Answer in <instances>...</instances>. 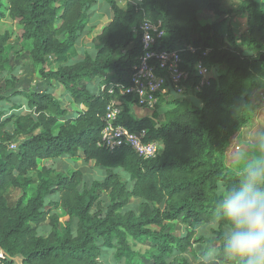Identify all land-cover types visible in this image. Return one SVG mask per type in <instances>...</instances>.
Masks as SVG:
<instances>
[{
  "label": "trees",
  "instance_id": "1",
  "mask_svg": "<svg viewBox=\"0 0 264 264\" xmlns=\"http://www.w3.org/2000/svg\"><path fill=\"white\" fill-rule=\"evenodd\" d=\"M122 1L124 8L105 0L110 21L93 39V53L79 58L77 43L96 0H0V20L20 27L19 36L0 34V76L4 49L17 38L30 43L40 78L62 91L56 97L51 87L23 92L11 84L4 90L14 91L0 98V264L15 257L22 264H108L109 255L112 264H137L139 257L149 264H191L187 256L196 260L194 246L204 244L201 257L214 259L207 264H234L237 257L257 264V247L264 248V185L228 170L225 153L253 120L249 92L264 90V0H241L226 12L222 0ZM206 13L219 19L202 24ZM231 16L244 21L236 36L228 24L222 31ZM143 22L160 24L157 49H197L181 55L187 91L197 84L196 62L210 77L195 98L160 103L151 117L137 119L134 98L119 97L116 87L127 86L141 55L137 28ZM115 96L122 103L119 123L146 130L147 140L162 144L154 159L128 147L97 146L101 118ZM63 98L82 109L70 112ZM194 99L200 106L188 109ZM61 158L92 162L105 177L87 184L77 171L54 175L40 168ZM132 199L138 203L128 208ZM58 210L67 221H59ZM45 221L49 231L39 235ZM135 244L147 251L140 256Z\"/></svg>",
  "mask_w": 264,
  "mask_h": 264
},
{
  "label": "rangeland",
  "instance_id": "2",
  "mask_svg": "<svg viewBox=\"0 0 264 264\" xmlns=\"http://www.w3.org/2000/svg\"><path fill=\"white\" fill-rule=\"evenodd\" d=\"M119 6L124 8L126 3L122 0H117ZM131 3H136L138 0H129ZM241 0H223L221 9L223 11L236 10L240 5ZM109 8L105 0H96L95 7L91 10L89 15V21L82 36L77 43V52L79 58H83L85 53H93V39L99 33L100 29L110 21ZM219 17L212 13H206L201 15L202 24H210L217 21ZM226 24L223 26V34H226L227 24L232 28V33L235 36L244 29V21L238 17H226L224 19ZM8 32L15 33L19 36L20 27L17 22H10L7 19L0 20V34ZM31 46L28 42H21L17 38H12L8 41L3 58L5 60L4 72L0 76V98L9 96L14 90L23 92L27 91H41L43 89H49L56 97L61 94V88L52 87L54 82H50L46 79L40 78L38 74V68L33 65L30 60L29 52ZM50 82V83H49ZM13 84L14 90H4L6 86ZM55 86V85H54ZM251 102L250 108L253 114L252 122L243 128L233 139L230 147L225 153V166L228 170L237 173L242 178H250L254 183L264 185V90H251L250 92ZM62 104L70 112L81 110L82 107H76L71 104L67 98L61 99ZM200 103L198 100H191L187 104L188 109L198 108ZM157 111L156 123L160 125L164 121V110ZM164 110V111H163ZM137 119L151 117L152 112L144 111L138 108L131 109ZM14 148V147H13ZM45 167L50 169L52 174H65L70 171L79 172L84 179V182L90 183L92 180H102L105 177V170L95 167L92 162H84L81 159L61 158L55 161H44L40 163V168ZM33 177L36 173L30 174ZM32 189L29 190V193ZM17 194L11 193V197L15 198ZM138 201L132 199L128 208L136 207ZM59 221H67V217L63 214L62 210L57 211ZM176 231H182L180 225H176ZM39 235H46L48 233L47 221L43 222L38 228ZM210 239L208 240V242ZM134 251L140 256L147 251L144 246L140 244L134 245ZM204 245H195L197 259L195 260L191 256H187L191 264H207L213 262V256L207 255L201 257L200 253L203 251ZM258 263L264 264V248L257 247ZM112 255L108 257V264H112ZM176 261L179 260L178 258ZM137 264H149V262L142 257L136 260ZM172 262V259L169 260ZM234 264H249L244 257H237Z\"/></svg>",
  "mask_w": 264,
  "mask_h": 264
},
{
  "label": "built area",
  "instance_id": "3",
  "mask_svg": "<svg viewBox=\"0 0 264 264\" xmlns=\"http://www.w3.org/2000/svg\"><path fill=\"white\" fill-rule=\"evenodd\" d=\"M137 31L141 55L131 68L127 86L124 89L116 87L119 97L130 96L134 98V107L153 112L160 103H167L185 95L195 98L200 89L208 85L210 73L198 61L192 66V75L197 79V84L188 91L184 86L189 80V71L182 68L185 64L181 55L187 52L195 54L196 48L178 44L172 50L157 49L158 41L164 36L160 24L143 22ZM208 52L209 49H206L203 55ZM108 93L113 96L115 89L111 86ZM119 97L111 99L105 109L97 146L106 151L128 147L144 160L154 159L160 153L162 144L147 140L146 130L132 132L119 123L122 113Z\"/></svg>",
  "mask_w": 264,
  "mask_h": 264
},
{
  "label": "water",
  "instance_id": "4",
  "mask_svg": "<svg viewBox=\"0 0 264 264\" xmlns=\"http://www.w3.org/2000/svg\"><path fill=\"white\" fill-rule=\"evenodd\" d=\"M13 264H22V260L19 257L12 258L10 260Z\"/></svg>",
  "mask_w": 264,
  "mask_h": 264
},
{
  "label": "crops",
  "instance_id": "5",
  "mask_svg": "<svg viewBox=\"0 0 264 264\" xmlns=\"http://www.w3.org/2000/svg\"><path fill=\"white\" fill-rule=\"evenodd\" d=\"M223 1V0H222ZM244 27V26H243Z\"/></svg>",
  "mask_w": 264,
  "mask_h": 264
}]
</instances>
